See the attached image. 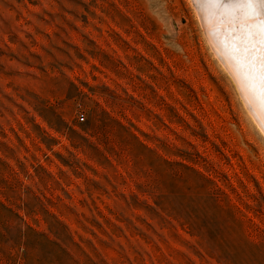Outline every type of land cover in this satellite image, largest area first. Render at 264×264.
I'll return each instance as SVG.
<instances>
[{"label":"rangeland","instance_id":"rangeland-1","mask_svg":"<svg viewBox=\"0 0 264 264\" xmlns=\"http://www.w3.org/2000/svg\"><path fill=\"white\" fill-rule=\"evenodd\" d=\"M197 11L0 0V264H264V134Z\"/></svg>","mask_w":264,"mask_h":264},{"label":"bare ground","instance_id":"bare-ground-1","mask_svg":"<svg viewBox=\"0 0 264 264\" xmlns=\"http://www.w3.org/2000/svg\"><path fill=\"white\" fill-rule=\"evenodd\" d=\"M194 2L212 50L231 74L246 107L264 134V78L258 70L264 35L259 18L249 16L247 8L231 3Z\"/></svg>","mask_w":264,"mask_h":264},{"label":"snow or ice","instance_id":"snow-or-ice-1","mask_svg":"<svg viewBox=\"0 0 264 264\" xmlns=\"http://www.w3.org/2000/svg\"><path fill=\"white\" fill-rule=\"evenodd\" d=\"M197 3H204L208 5H223L225 3L235 4L247 8L248 15L257 17L260 20L261 33L264 35V0H196ZM264 44V39L261 40ZM259 71L264 78V51L261 52Z\"/></svg>","mask_w":264,"mask_h":264},{"label":"built area","instance_id":"built-area-1","mask_svg":"<svg viewBox=\"0 0 264 264\" xmlns=\"http://www.w3.org/2000/svg\"><path fill=\"white\" fill-rule=\"evenodd\" d=\"M79 120L82 121V122H84V121H85V116H84L83 114H81V115L79 116Z\"/></svg>","mask_w":264,"mask_h":264}]
</instances>
